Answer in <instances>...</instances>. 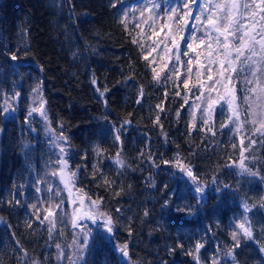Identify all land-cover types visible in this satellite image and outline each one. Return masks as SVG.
<instances>
[{"label": "trees", "instance_id": "1", "mask_svg": "<svg viewBox=\"0 0 264 264\" xmlns=\"http://www.w3.org/2000/svg\"><path fill=\"white\" fill-rule=\"evenodd\" d=\"M126 1L113 8L115 0H0V264H63L58 252L67 256L72 240L70 225L51 234L31 208L39 203L44 210L49 203L36 187L52 160L40 122L28 120L38 85L50 127L66 138L76 187L113 220L111 236L92 228L74 264H195L186 253L197 241L204 245L200 264H212L214 256L221 264H264V134L249 120L241 78L234 81L240 130L235 124L221 128L227 106L211 117L215 135L199 122L189 129L183 81L166 73L159 83L153 80L138 31L130 18L120 23ZM12 54L18 59L11 60ZM6 97L17 101L8 117ZM178 159L201 184L216 179L203 200L197 201L187 176L174 166ZM241 160L258 175L240 174ZM49 200L58 202L54 195ZM245 201L253 238L241 236L234 248L231 233ZM184 205L194 211H177ZM178 238L183 248L176 247ZM125 244L131 263L116 250ZM229 249L235 260L226 255Z\"/></svg>", "mask_w": 264, "mask_h": 264}, {"label": "snow or ice", "instance_id": "2", "mask_svg": "<svg viewBox=\"0 0 264 264\" xmlns=\"http://www.w3.org/2000/svg\"><path fill=\"white\" fill-rule=\"evenodd\" d=\"M118 3H122V0H115L112 4L113 8L117 7ZM255 8L257 11H252L251 15L247 17L252 21L251 24L245 23L246 14L252 8V4L243 3L242 0H224L223 3H213V0H200L198 5V11H193L197 7V0H176V6L168 5L167 7H161L156 3V0H143L144 11L140 13V18H144V13L150 14V18L154 20L155 17H159L160 10H163L166 17H171L172 22L176 23L182 21V31L177 36L173 34V28L170 24L163 23L159 30H153L152 37H161L163 34V39L156 41V47L152 48L143 59L149 63L153 64V60H150L153 52H156L163 44V52L160 53V61L164 63L159 67H151V72L153 73V80L159 83L162 74L165 70L173 71L177 80L181 78L180 69L176 67V63H183L181 56L187 58V72L189 74L188 78L183 79V88L185 91L190 92L193 87H198L200 90V96L196 97L197 100H207V107H203L201 104H196L195 107L200 108L203 113L209 115L208 119L203 120V124L207 126L206 131L213 132V121L211 116L215 113L217 107L219 106L223 110V103H227L230 110V114L227 117V122L221 125V128L228 127L231 124L237 123L241 119L240 110L234 105V101L237 99L236 94L239 92V87L233 83L235 77L240 76L242 73L247 74L244 80L245 91L249 93L244 99L249 100L250 97H255V100L249 104V115H252L256 119L253 120L255 125L257 120H260V127L257 131L264 134V0H253ZM136 11V10H133ZM257 12L259 14V20L256 19ZM182 13V14H181ZM129 12L126 10L120 17L121 24H127V17ZM164 18H161L163 21ZM191 21V23H190ZM151 27V23H149ZM137 28L141 27L140 24L136 25ZM133 43H137L133 40ZM202 47L208 49L206 55L202 56V52L199 51ZM175 53V55H173ZM167 57V61L165 60ZM11 60L15 61L18 59L17 54H12ZM171 61V65L168 63ZM193 65L196 66L197 79L195 84L192 83L191 73L193 72ZM207 73V79H201V77ZM250 76L251 78H248ZM169 80L171 76L167 77ZM225 80L227 83L225 84ZM93 84H96V80H92ZM223 87L224 93L221 95L219 89ZM108 89L105 88L104 92H100V96L103 97L104 93ZM34 93L39 92V85L33 89ZM216 93V99L212 98V94ZM176 96H181V92L177 89L175 91ZM165 98L168 96L167 90L164 93ZM19 96V93L16 94ZM143 98V88L140 89V94L137 99V103L141 102ZM185 104H188V100H185ZM157 109L161 112L164 108L161 105H156ZM184 105H181L183 108ZM8 111L9 108L4 109ZM35 107L29 111V117L32 115L33 111H37ZM40 114L46 118V113L43 111V103L39 109ZM180 115L179 110L177 111V116ZM195 119V116H194ZM203 119V116H201ZM125 123H129L125 121ZM155 124H159V117L154 121ZM242 126V125H241ZM196 127L194 123L189 124V129ZM239 130L238 128L236 129ZM121 129H116L117 135L116 139L119 140V132ZM60 139H66L61 137ZM244 140H241V146L243 148ZM250 146V145H249ZM97 154H100V150L95 149ZM63 147L60 148L61 158L59 162V167L61 171L66 167V161L63 159V154L65 153ZM241 156H243V150L241 151ZM116 163L123 166V161L117 158ZM164 164L173 163L172 161L165 160ZM175 167H178L181 172H183L192 182L194 186V192L196 194V199L199 202L202 199L203 193L205 192L207 184H201L197 176L192 171L190 165L184 164L181 160H176L174 163ZM95 168L96 165H93ZM240 174H247L249 176H256L258 173L252 172L245 165L244 161L241 160L239 163ZM56 173H53L55 175ZM64 179L63 175L61 176ZM75 179V173H71L65 180V187L69 183H72ZM105 184H110V182L105 179ZM212 184L216 183V179L213 178ZM225 189L229 188V185H223ZM217 192L220 188L216 189ZM36 192L41 193L42 188L40 187V182H37ZM52 188L49 187V198L51 199ZM59 195V192H56ZM19 203V201H17ZM81 208L84 207L85 202L81 201ZM63 201L61 204H57L55 208L51 205L48 208L41 210V205L39 203L31 205L33 212L36 214V219L43 224L48 221L50 224L54 225L55 217L58 211L62 208ZM261 205L264 206V198L261 200ZM168 206V201H165L164 207ZM100 204L98 201H91L87 205L86 211H81V208H75L74 211L78 212L79 215L74 217L72 220L74 227H81L82 231L80 235L83 236V246H87L90 236V230H87L83 225L78 224V220L88 219L93 223H96L97 219L104 221V228L108 233L113 231V220L112 217L106 213L100 212L98 209ZM241 207L244 210V216L242 220H238L234 227V231L231 233L232 239L235 242L234 248L240 246L241 236L245 239L251 240L253 238L252 225L248 220V212L250 211V206L245 201L242 203ZM187 209L189 213L194 211L191 205H184L183 208H177V211H184ZM119 212V209H117ZM43 215V219H41ZM148 212H145V216ZM31 227V225H29ZM53 228H49L51 233ZM264 231V229H262ZM57 249H60L58 244ZM176 247L183 248V243L179 242ZM204 248V245L197 241L194 247L190 249L186 255L193 256L195 264H200V251ZM127 245L125 244L120 248V251L124 256L128 255ZM261 252H264V246L260 248ZM228 256H232L233 260L235 257L233 255V250L229 249L226 253ZM212 264H221L219 256H214L212 259Z\"/></svg>", "mask_w": 264, "mask_h": 264}, {"label": "rangeland", "instance_id": "3", "mask_svg": "<svg viewBox=\"0 0 264 264\" xmlns=\"http://www.w3.org/2000/svg\"><path fill=\"white\" fill-rule=\"evenodd\" d=\"M224 0H213V3H223ZM243 3H249L252 4L253 7L249 10V12L246 14V19H245V23L247 24H251L252 21L250 19H247L248 16L251 15L252 11H257L255 8V5L253 3V0H242ZM126 5H123L122 7V13L124 11H128L129 15L127 17V19H131V23L135 26L136 31H138V40L141 42V47H142V51L143 54L146 55L152 48L156 47V41H160L163 39V34L161 35V37H154L153 39H149V37H152V33L153 30H159L161 27L162 22L163 23H167L170 24L173 28V34L177 36V39H179V35L181 34L182 31H186V29H182L181 25L183 24L182 21H178L176 23L172 22L171 17H166L164 11L160 10L159 12V17H155L154 20H152L150 18V14L145 12L144 13V18L141 19L140 18V13L144 11V7H143V0H128L126 1ZM156 3L158 5H161V7H167L168 5L171 6H176V0H156ZM200 3V0H197V7H195L193 9V11H198V5ZM136 10V11H133ZM135 13V14H134ZM182 14V13H181ZM161 18H164L163 21L161 20ZM259 14L257 12V17L256 19L259 20ZM149 23H151V27L149 26ZM191 23V21H190ZM140 24L141 27L137 28L136 25ZM199 51L202 52V56L206 55L208 49L205 47H202L201 49H199ZM163 52V44H161L160 48L157 49L156 52L152 53V56L150 57V60H153V64L151 66H155L159 69V67L164 63V61H160L159 59V55L160 53ZM173 55H175V53H173ZM165 60L167 61V57H165ZM181 60L183 61V63H176V67L180 69L181 72V79L183 81V79L188 78L189 74L187 72V58L181 56ZM168 63L171 65V61H168ZM193 72L191 73V80L192 83L195 84V81L197 79V75H196V66L193 65ZM166 73V77L171 76V78L174 79V81H177V78L175 76V73L173 71H169V70H165ZM245 73H242L240 76L241 78V84H242V93L244 98L246 96H249V93L247 91H245V84H244V80L246 78ZM248 78H251L250 76H248ZM201 79H207V73L205 72V74L201 77ZM235 79L233 80L234 83ZM227 83V81L225 80V84ZM186 93V99L188 100V108L190 110V118L191 121L193 123L199 122L201 125H203V120L204 119H208L209 115L207 113H203L202 110L200 108L195 107L196 104H201L203 107H207V100H197L196 97L200 96V90L198 87H193L192 90L190 92H185ZM219 93L222 95L224 93V88L221 87L219 89ZM212 98L216 99V93L214 92L212 94ZM255 100V97H250L249 100L247 101V105H248V113L250 111L249 109V104L252 103V101ZM16 99L13 97H6L3 100V111L6 117H8L9 115L12 114V112L15 109L16 106ZM41 103H43V111L46 113V109H45V104H44V99L41 95V89L39 88V92L34 93L32 92L31 96H30V100H29V111L31 109H33L34 107L36 109H38L37 111H33L32 115L29 117V111H28V120H29V124L31 125L34 120H38L41 124L42 127V133H43V138L44 140L47 142L49 151L52 154V160H51V165L49 170H46L41 176L44 177V179H42V181L40 182V187L42 188V192L40 193V196L42 198V202H45V196L46 194H48L47 196V202L49 201V203H47V206L45 207L48 208L49 205L52 206V208H55V206L57 204H61V202L63 201V205L62 208L58 211L57 216L55 217L54 220V225L50 224L48 221L44 222V226H46V228L49 231V228L52 227L53 231L51 232V234H55L56 232H62L63 231V227L70 225V228L72 229V240L68 241V255L65 256L64 252L65 250H61L58 252V260L59 262L63 263V264H74L76 263V259H78L79 254L81 253V251H83L85 249V246H83V236L80 235L82 229L81 227H74L72 220L74 217L78 216L79 213L75 212L74 209L75 208H81V201H84V207L81 208V211H86L87 210V205L91 202V201H95V200H90L89 198H87L83 192H81L80 189H78L75 185V179L72 183H69L67 187H65V180L67 179V177L71 174V173H75V171L69 169V166L67 164V156H68V152H69V147L65 141V139H60L62 136L58 133L55 132L54 130H52V128L49 125V121L47 118V114H46V118L44 116H42L40 114V107H41ZM234 105L236 107H238V104L236 103V100L234 101ZM223 106H227V114H230V110L228 108L227 103H223ZM8 107L9 110L5 111L4 109ZM220 108L219 106L217 107V109ZM239 108V107H238ZM216 109V110H217ZM214 115V113L212 114V116ZM195 116V119H194ZM201 116H203V119H201ZM211 116V117H212ZM256 119L255 117H253L252 115H249V120L250 122L253 123V120ZM241 119L239 121H237V123H235V129H241ZM257 126H260V120H257ZM234 125V124H231ZM204 126V125H203ZM206 127V126H205ZM32 129V128H31ZM63 147L66 151L63 154V159L66 161V167L63 169V171H61L60 167H59V162H60V158H61V152H60V148ZM178 170H180L178 168ZM53 173H56L55 175H53ZM63 175L64 179L61 178V176ZM188 178V177H187ZM190 184H191V188L192 191L194 193V195L196 196L195 192H194V186L192 184V182L190 181V179L188 178ZM211 185L214 186V184H209L206 189L205 192L203 193L202 199L203 200L205 198V194L207 192V190L210 189ZM51 186L52 188V193L51 196L54 195L58 202H53L52 200H49V187ZM56 192H59V195H56ZM42 193L44 194L42 196ZM37 194V193H36ZM99 203V202H98ZM42 210V209H41ZM100 212L101 209L99 207L98 209ZM43 212V210H42ZM43 216V215H41ZM43 219V217H42ZM78 224L83 225L87 230H92V228L95 229H100V230H104L108 236H111V233H108L105 228H104V221L101 219H97L96 223H93L91 220L88 219H84V220H78ZM62 234V233H61ZM63 237V235H62ZM90 237V236H89ZM121 246H116V250L117 253L119 254L120 258L125 261L126 263H131L129 262L127 256H124L123 253L120 251Z\"/></svg>", "mask_w": 264, "mask_h": 264}]
</instances>
